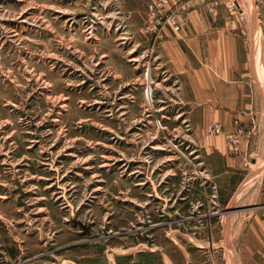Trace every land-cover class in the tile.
Segmentation results:
<instances>
[{
  "label": "rangeland",
  "instance_id": "1",
  "mask_svg": "<svg viewBox=\"0 0 264 264\" xmlns=\"http://www.w3.org/2000/svg\"><path fill=\"white\" fill-rule=\"evenodd\" d=\"M150 3L0 0V264H264L257 175L158 85Z\"/></svg>",
  "mask_w": 264,
  "mask_h": 264
},
{
  "label": "crops",
  "instance_id": "2",
  "mask_svg": "<svg viewBox=\"0 0 264 264\" xmlns=\"http://www.w3.org/2000/svg\"><path fill=\"white\" fill-rule=\"evenodd\" d=\"M227 4L228 0L183 4L181 12L188 21L179 32L163 29L155 42L157 53L151 55L156 65L152 73L162 75L158 85L173 94L179 109L192 111L203 148L223 158L231 170L247 168L250 162L257 179L245 181L242 190L251 191V183L258 182L264 194V0H256L250 21ZM148 37L152 44L153 35ZM150 93L148 88L149 98ZM212 122L227 133L241 128L238 154L224 135L205 134ZM256 258L264 260V249H257Z\"/></svg>",
  "mask_w": 264,
  "mask_h": 264
},
{
  "label": "built area",
  "instance_id": "3",
  "mask_svg": "<svg viewBox=\"0 0 264 264\" xmlns=\"http://www.w3.org/2000/svg\"><path fill=\"white\" fill-rule=\"evenodd\" d=\"M150 1L151 3L149 9L151 13L153 26L156 29L160 28L161 30H163L165 27L168 26V27H172L173 30L176 32L181 31L182 24L187 21L186 18H181L180 15L177 16L178 11L180 14L181 9H177L175 15L174 12H170L171 10L167 9V6L170 5L172 2L176 4L174 0H150ZM178 18H181L182 21H179ZM147 75L148 73L146 74V76ZM208 133L211 136L226 135L225 137L233 153L234 154L239 153L240 136L242 133L241 128L237 127L235 132L226 133L221 125L212 122L208 125Z\"/></svg>",
  "mask_w": 264,
  "mask_h": 264
}]
</instances>
